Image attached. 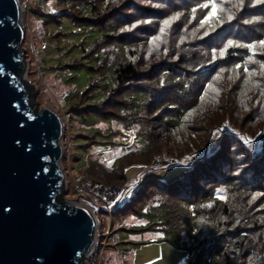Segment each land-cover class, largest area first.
Returning a JSON list of instances; mask_svg holds the SVG:
<instances>
[{"label":"trees","instance_id":"1","mask_svg":"<svg viewBox=\"0 0 264 264\" xmlns=\"http://www.w3.org/2000/svg\"><path fill=\"white\" fill-rule=\"evenodd\" d=\"M211 3L46 0L36 13L54 23V35L64 18L81 33L68 43L78 54L50 65L88 72L65 110L59 105L62 129L83 124L85 145L123 144L130 128L137 139L112 164L84 155L80 165L89 181L123 186L127 165L147 172L110 214L124 229L172 234L165 238L184 249L182 264H264V0H215L224 23L214 17L200 27ZM89 29L99 33L83 43ZM159 156L172 161L153 164ZM173 163L181 167L170 178L148 173Z\"/></svg>","mask_w":264,"mask_h":264},{"label":"water","instance_id":"2","mask_svg":"<svg viewBox=\"0 0 264 264\" xmlns=\"http://www.w3.org/2000/svg\"><path fill=\"white\" fill-rule=\"evenodd\" d=\"M22 37L17 1L0 0V264H82L93 217L62 195V120L36 106Z\"/></svg>","mask_w":264,"mask_h":264},{"label":"rangeland","instance_id":"3","mask_svg":"<svg viewBox=\"0 0 264 264\" xmlns=\"http://www.w3.org/2000/svg\"><path fill=\"white\" fill-rule=\"evenodd\" d=\"M45 3L46 0H22L20 2V23L23 28L20 44L25 58L24 72L28 80L34 83L36 106L45 104L53 107L66 126V119L60 111L59 105L65 110L66 101L64 100L69 99L68 97L85 82L88 72L83 66H50L54 63H67L71 55L78 54V47L70 46L68 43L80 39L81 33L76 30L74 24L64 18L59 23L64 32L54 35V23L50 20L46 21L47 19H44L42 14L36 13V10L46 9ZM43 19L46 22H43ZM98 33L97 29H89L84 34L82 42L86 43L89 38ZM61 87H63L62 90H60ZM38 98L40 102H38ZM29 105L30 107L34 106L33 103ZM83 122L96 126L105 124L88 118L84 119ZM109 124L116 125L114 122ZM82 125L78 122H72V125L62 129L59 138L62 147L60 165L64 178L62 195L68 198L76 197L77 201L84 194L83 190L79 188L81 181L85 179L82 177L83 171L80 168L84 155L96 156L106 163L112 164L122 151L135 147L137 142L133 129L130 128L124 130L123 136L120 137L125 140L123 144L109 145L104 142L79 144L82 137H85L81 135L82 130L79 129ZM168 161H172V159L159 156L155 157L152 163L158 164ZM180 167L181 165L176 163L163 164L150 169L148 173L167 179L176 175ZM123 171L126 184L118 196L119 199L108 204V211L105 208L99 209L96 217L98 232H101L100 235H104L102 260L105 264H115V262L117 264H182L180 259L184 254V249L165 238V235L172 234L158 227L124 229L126 223L122 222L112 212L110 214L112 205L121 203L132 191L138 179L147 173L144 168L137 164H129L124 167ZM137 175L139 176L137 177ZM134 179L135 181H133Z\"/></svg>","mask_w":264,"mask_h":264},{"label":"built area","instance_id":"4","mask_svg":"<svg viewBox=\"0 0 264 264\" xmlns=\"http://www.w3.org/2000/svg\"><path fill=\"white\" fill-rule=\"evenodd\" d=\"M16 1L18 5L22 2V0ZM19 7H21V4ZM123 187V184L117 183L92 182L88 179L81 181L79 188L83 190L84 194L81 195L78 202L84 203L90 211L94 221L92 240L82 257V264H105L102 260L104 235H100L101 232H98L96 217L99 209L105 208L106 211L109 210L108 204L117 199L121 194Z\"/></svg>","mask_w":264,"mask_h":264},{"label":"snow or ice","instance_id":"5","mask_svg":"<svg viewBox=\"0 0 264 264\" xmlns=\"http://www.w3.org/2000/svg\"><path fill=\"white\" fill-rule=\"evenodd\" d=\"M241 2H242V0H241ZM203 7H207V5H203ZM217 9H218V5L215 3V0H212V3H211V11H209L208 13H207V15H205L204 16V18L202 19V20H200L199 21V24H200V27H203L206 23H208L209 21H210V19H212V18H214V17H216L217 19H219V22L222 24V23H224V20L222 19V18H219V17H217ZM193 13H195V9H193ZM227 19H229V20H231L232 19V17H231V15H229L228 17H227ZM169 20H165L163 23H164V25L165 26H167L168 24H169ZM164 31V28L162 27L161 28V32H163ZM205 35H207V33H205ZM181 39H183V37L181 38ZM233 44V42L232 41H229L228 42V44L227 45H225V49H227L229 46H231ZM260 44L261 45H264V40H261L260 41ZM248 47H253L252 45H249ZM225 49H221L220 51H219V55L220 56H223L224 54H225ZM215 56H216V50H213V57L215 58ZM237 68H239L240 66L239 65H237L236 66ZM214 79H216V80H219V79H221V77H220V75L218 74L216 77H214ZM230 79H231V77H230ZM209 88H211L213 91H216V92H218V89H216L213 85H211V84H209ZM204 96H201V100L203 101L204 100ZM195 110H193V112H194ZM193 113L192 112H190L189 114H188V116H186L185 117V119H188L191 115H192ZM117 199H119V197L117 198ZM253 199H255V196H253Z\"/></svg>","mask_w":264,"mask_h":264},{"label":"bare ground","instance_id":"6","mask_svg":"<svg viewBox=\"0 0 264 264\" xmlns=\"http://www.w3.org/2000/svg\"><path fill=\"white\" fill-rule=\"evenodd\" d=\"M20 5V4H19ZM22 10V9H21ZM81 204H83L84 205V203H81ZM85 206V205H84Z\"/></svg>","mask_w":264,"mask_h":264}]
</instances>
